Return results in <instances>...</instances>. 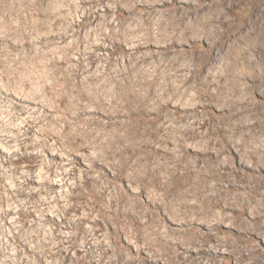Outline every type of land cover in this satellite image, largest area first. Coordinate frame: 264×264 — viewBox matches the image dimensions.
Listing matches in <instances>:
<instances>
[{"label":"rangeland","instance_id":"374dc122","mask_svg":"<svg viewBox=\"0 0 264 264\" xmlns=\"http://www.w3.org/2000/svg\"><path fill=\"white\" fill-rule=\"evenodd\" d=\"M251 154L264 0H0V264H264Z\"/></svg>","mask_w":264,"mask_h":264},{"label":"bare ground","instance_id":"6f19581e","mask_svg":"<svg viewBox=\"0 0 264 264\" xmlns=\"http://www.w3.org/2000/svg\"><path fill=\"white\" fill-rule=\"evenodd\" d=\"M220 21L225 22L222 19H220L219 22ZM206 23H211V21L207 20ZM234 47H235L234 43L230 45L231 50H233ZM245 51H247V50H245ZM227 94H228V92H227ZM248 158L249 159H247V158L244 159V161H247V163H251L252 167H255L257 165L261 169H262V167H264V155L251 154ZM254 183L255 184L251 185V187L249 188V192L246 194L238 191V192H235L234 197L228 195L225 199V204L227 207H230L231 204H238L241 207V213L243 214L246 212L247 206H250L253 203H255L252 207L251 215H254L253 218L260 221V220H264V191L262 190V188H264V187L262 186V184H259L257 181H255ZM235 189L237 190L238 188L236 187ZM230 192H232V191L230 190ZM257 196L261 197L262 200H257ZM232 198H233V201H231ZM262 223L264 224V222H262Z\"/></svg>","mask_w":264,"mask_h":264}]
</instances>
